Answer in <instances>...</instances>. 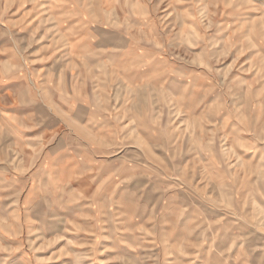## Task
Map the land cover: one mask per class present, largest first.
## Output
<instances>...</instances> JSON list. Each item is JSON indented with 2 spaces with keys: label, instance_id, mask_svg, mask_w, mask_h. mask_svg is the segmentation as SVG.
Instances as JSON below:
<instances>
[{
  "label": "rangeland",
  "instance_id": "rangeland-1",
  "mask_svg": "<svg viewBox=\"0 0 264 264\" xmlns=\"http://www.w3.org/2000/svg\"><path fill=\"white\" fill-rule=\"evenodd\" d=\"M123 1L136 40L0 0V264H264V0Z\"/></svg>",
  "mask_w": 264,
  "mask_h": 264
},
{
  "label": "crops",
  "instance_id": "crops-1",
  "mask_svg": "<svg viewBox=\"0 0 264 264\" xmlns=\"http://www.w3.org/2000/svg\"><path fill=\"white\" fill-rule=\"evenodd\" d=\"M125 2L122 0H55V2L52 5L51 11L55 12V14H66L67 16V25L65 28H71L74 30H80V32H75V36H71V40H136L132 38L131 36L127 39L122 32L116 31L121 30L120 28L124 26V23L122 22V16L117 15L119 14L120 10L124 8ZM124 10V9H123ZM126 22L130 21L129 18H126ZM133 21V20H131ZM117 26V27H116ZM94 30L96 32V36H88V31L86 30ZM112 30L115 29L117 33H112V38L109 36H104L103 33L107 32L106 30ZM109 34L110 31H109ZM115 34V35H114ZM137 34V32L135 33ZM123 48H119L121 51ZM119 51V52H120ZM114 53L116 55V58L119 57V61H126L128 57H132V59L137 54H131L127 53V55H122L121 53ZM82 52H79L77 55H81L76 57L74 53H71L70 55L74 60H77L78 62H83L86 60V55L83 57ZM88 54V53H85ZM115 57V56H114ZM71 59V60H73ZM109 61V60H108ZM132 74V73H131ZM130 74V75H131ZM128 76V74H125ZM88 97V96H86ZM85 96H77L75 95L71 101L64 102V105L60 107H64L66 111V118H65V125H89L91 123H94L95 120L93 117L90 116V107L87 105V103H82L83 101H88V98ZM75 101V103H74ZM6 105V104H5ZM3 105L2 102H0V117H4L5 121V111L7 109V106ZM37 110L40 111L41 108H47L49 110V120L50 116L53 115V110L58 107V105L55 103H50L48 106H41V105H35ZM57 109V108H56ZM35 110V108L33 109ZM35 118L38 123L40 124V119H38V116L34 115L32 117ZM51 122V120H50ZM72 137V136H71ZM66 147V146H65ZM65 163H70L71 168L73 170L74 165H77V160L74 159V156L72 152H68L65 155ZM72 175L71 172H68V177ZM5 186L7 187V181L5 182ZM5 197H2L0 206L1 209H3V206H5L4 214H8V196L3 194ZM3 198H5L3 200Z\"/></svg>",
  "mask_w": 264,
  "mask_h": 264
}]
</instances>
